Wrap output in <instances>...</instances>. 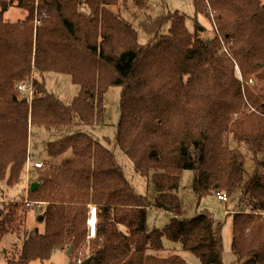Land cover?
Returning <instances> with one entry per match:
<instances>
[{
    "label": "trees",
    "instance_id": "16d2710c",
    "mask_svg": "<svg viewBox=\"0 0 264 264\" xmlns=\"http://www.w3.org/2000/svg\"><path fill=\"white\" fill-rule=\"evenodd\" d=\"M126 1L40 0L47 17L36 19L43 24L35 32L33 0H0V181L15 186L27 172L31 126L65 134L48 144L51 157L71 152L58 165L33 166L39 186L28 189L32 206L25 196L0 203V251L8 264H52L55 251L71 247L82 255L72 258H91L89 264H189L174 250L161 254L168 238L201 264H224L222 224L208 211L177 216L189 169L199 199L241 191L229 213L232 250L238 264H264L263 0H194L196 15L208 5L216 11L222 38L209 43L179 11L149 16L141 23L151 35L146 44L109 8ZM131 1L147 7V0ZM12 7L25 18L7 19ZM47 72L68 74L78 85L71 103L47 90ZM31 76L32 99L16 89ZM111 86L121 87L114 144L151 178L153 200L127 179L109 145L77 130L105 122ZM248 155L254 171L246 178ZM38 204L45 227L28 229L29 209ZM90 205L97 209L93 238ZM150 206L173 214L165 227L149 228ZM8 235L14 242L5 249Z\"/></svg>",
    "mask_w": 264,
    "mask_h": 264
},
{
    "label": "rangeland",
    "instance_id": "374dc122",
    "mask_svg": "<svg viewBox=\"0 0 264 264\" xmlns=\"http://www.w3.org/2000/svg\"><path fill=\"white\" fill-rule=\"evenodd\" d=\"M34 2V21L33 26L35 32L39 26L43 23H36L37 18L44 19V12L40 11V0H33ZM264 2V0H263ZM147 7L145 9L139 8L138 5L134 4L131 0H128L119 5L110 6L109 8L120 13L122 17L130 21L135 29L138 31L139 42L141 44H146L150 41L151 35L145 30L141 25L149 16L157 17L159 15H165L168 11H179L180 13L186 15L187 17V27L190 31H198V36L201 39L209 40L220 36L215 24V14L216 11L208 5L203 13H198L196 15V7L194 0H147ZM84 8V6H82ZM47 15V14H46ZM26 13L24 10L16 7H12L5 14V17L11 21H18L24 19ZM42 17V18H41ZM170 25H166L164 28V33H168ZM34 32V33H35ZM222 38V36H220ZM222 40V39H221ZM225 48L228 49L230 44L224 43ZM235 71L237 77L244 82L243 74L241 69L237 64H235ZM33 76L30 77L29 81H23L25 83H30ZM45 83L46 88L50 93L55 94L64 103H71L74 97L79 93L78 85L74 84L72 78L68 74L57 73V72H47L45 73ZM255 81V80H254ZM253 82V81H252ZM22 83V82H20ZM19 83V84H20ZM17 85L16 89L18 88ZM120 97H121V87L111 86L104 99L105 106V122L101 125L94 126H83L79 131H83L91 135L96 141L105 143L109 145L114 151L115 158L117 162L121 165L124 170L125 176L131 181L133 186L139 193L146 194L151 200L156 196V191L152 180L150 177H144L138 174L133 167L132 161L128 156L120 149L119 146L114 144V138L117 130V125L120 119ZM65 134H57L55 132L49 131L44 127L31 126L29 134V154L33 160L41 161L46 166H55L71 156V152L59 157H51L48 153V144L51 141L60 139ZM111 141L109 143L108 141ZM32 164V162H31ZM246 178H248L254 171V163L252 158L248 155L246 158ZM38 170L30 168V171L26 172L23 176L21 182L15 186L7 185L6 181H0V203L2 201H12L15 199H20L26 195V190L28 189L27 181L34 182L37 179ZM194 173L193 171L187 169L182 173L179 195L181 197L183 206L178 211L179 217L191 218L202 211L210 212L215 219L222 224V235H223V262L224 264H238L237 256L232 250V216L229 214L235 208L237 202L239 201V196L241 191L235 192L227 202L219 200L216 194H209L201 197L199 199L196 190L194 188ZM30 188V187H29ZM40 208V210H39ZM35 205L32 209H29L27 228L39 227L40 230L44 229V223L39 220L41 215V207ZM173 214L157 209L153 206L148 208L147 221L148 226L151 229L163 228L170 221ZM14 242V237L8 235L4 238L2 242V247L5 249L11 248ZM165 251L162 255H167L171 251L177 252L181 255L189 264H201L199 258L186 250H183L180 244L171 241L168 238L164 239ZM81 255L77 253L74 249L72 252L68 250H57L50 259L52 264H73L76 260L72 255ZM82 256V255H81ZM0 264H8L4 257L3 252L0 251ZM30 264H46L40 260H34Z\"/></svg>",
    "mask_w": 264,
    "mask_h": 264
},
{
    "label": "built area",
    "instance_id": "2783aa9c",
    "mask_svg": "<svg viewBox=\"0 0 264 264\" xmlns=\"http://www.w3.org/2000/svg\"><path fill=\"white\" fill-rule=\"evenodd\" d=\"M36 23L38 24L39 21L36 20ZM18 89L21 90L22 92L26 93L27 96H29L30 99H32L33 96V84L32 82L30 83H25L22 82L19 84ZM32 161L31 157L28 158V164ZM27 164V166H28ZM33 166L36 167H43L45 166V164L43 162L40 161H33ZM29 171V169H27V172ZM217 198L223 202H227L229 200V197L227 195V193L225 192H221L218 191L215 193ZM25 202L28 206H32V202H30L28 199H25ZM38 207H40V205H37ZM89 217H88V229H89V234H88V238H93L96 235V227H97V209L95 206L90 205V210L88 213ZM83 259L81 257H79L76 260L75 264H82L83 263Z\"/></svg>",
    "mask_w": 264,
    "mask_h": 264
},
{
    "label": "water",
    "instance_id": "95a60500",
    "mask_svg": "<svg viewBox=\"0 0 264 264\" xmlns=\"http://www.w3.org/2000/svg\"><path fill=\"white\" fill-rule=\"evenodd\" d=\"M24 102H28V99L27 98H24ZM39 186V183L38 182H33L31 184V190H35L37 187ZM39 220H43V217L42 216H39ZM73 251V248H69V252H72ZM91 261V258H88L87 260H84L82 264H89Z\"/></svg>",
    "mask_w": 264,
    "mask_h": 264
},
{
    "label": "crops",
    "instance_id": "0c3cea01",
    "mask_svg": "<svg viewBox=\"0 0 264 264\" xmlns=\"http://www.w3.org/2000/svg\"><path fill=\"white\" fill-rule=\"evenodd\" d=\"M21 20H23V19H21ZM29 157H31L30 156V154H29ZM32 159V164H31V162L28 164V166H27V169H29V171H30V168H31V166H32V169H33V161H36V160H33V158H31ZM41 162V161H40ZM33 182H31V181H27V186H28V189H29V187L31 186V184H32ZM28 189L26 190V195H25V198L27 199V197H28ZM39 208V207H38ZM39 210H40V208H39ZM177 216H179L178 214H177Z\"/></svg>",
    "mask_w": 264,
    "mask_h": 264
}]
</instances>
